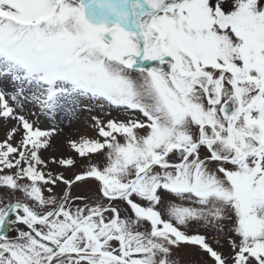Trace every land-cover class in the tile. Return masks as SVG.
I'll use <instances>...</instances> for the list:
<instances>
[{
	"label": "snow or ice",
	"instance_id": "1",
	"mask_svg": "<svg viewBox=\"0 0 264 264\" xmlns=\"http://www.w3.org/2000/svg\"><path fill=\"white\" fill-rule=\"evenodd\" d=\"M0 264H264V0H0Z\"/></svg>",
	"mask_w": 264,
	"mask_h": 264
},
{
	"label": "rangeland",
	"instance_id": "2",
	"mask_svg": "<svg viewBox=\"0 0 264 264\" xmlns=\"http://www.w3.org/2000/svg\"><path fill=\"white\" fill-rule=\"evenodd\" d=\"M113 115H115V113H113ZM87 117V113L82 114L80 117V120L77 121H73L72 124V131L76 134V135H80V134H84V135H93L91 128H90V124L86 119ZM42 120L44 119L43 117L41 118ZM56 123L59 124L60 127H64L65 131L68 130V126H67V122L66 120L62 122V118L61 117H57ZM66 175H70V173H65ZM73 191L75 192L76 189H73Z\"/></svg>",
	"mask_w": 264,
	"mask_h": 264
}]
</instances>
